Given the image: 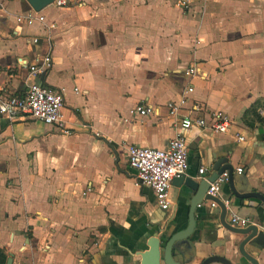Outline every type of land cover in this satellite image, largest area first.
<instances>
[{
    "label": "crops",
    "instance_id": "1",
    "mask_svg": "<svg viewBox=\"0 0 264 264\" xmlns=\"http://www.w3.org/2000/svg\"><path fill=\"white\" fill-rule=\"evenodd\" d=\"M183 1L49 5L39 12L44 26L28 27L16 21L33 12L25 0H0V98L23 95L32 82L58 90L71 132L0 118V250L13 264H139L152 236L183 230L189 190L172 184L162 217L152 190L136 185L127 164L132 145L163 149L180 133L188 144L187 178L206 181L225 160L236 193L264 196V0ZM27 37L40 40L29 44ZM46 54L50 68L31 78L19 60ZM192 65L199 74L187 78ZM188 86L194 91L184 95ZM183 95L179 116H195L199 103L231 118L232 132L179 130L167 105ZM139 105L157 115L132 114ZM201 168L206 175L199 176ZM222 194L233 214L264 233L258 198H237L228 184ZM219 214L207 203L198 209L184 264L209 256L239 264L244 237L223 229ZM245 250L264 264V247Z\"/></svg>",
    "mask_w": 264,
    "mask_h": 264
},
{
    "label": "built area",
    "instance_id": "2",
    "mask_svg": "<svg viewBox=\"0 0 264 264\" xmlns=\"http://www.w3.org/2000/svg\"><path fill=\"white\" fill-rule=\"evenodd\" d=\"M85 0H53L52 5L58 9H66L73 4H82ZM187 0L181 2V6ZM17 23L26 26H33L38 23L44 26V17L40 13L30 12L16 19ZM53 26L51 25L50 28ZM40 38L27 37L25 41L29 44H38ZM29 72L33 79L42 78L51 65V54L35 59L33 63L19 60ZM197 65L190 66L185 71L187 78L198 76ZM76 93L77 89L74 90ZM192 86H188L185 94H192ZM182 96L177 103L171 102L167 105L168 115L178 122L179 130L187 131L192 127L207 130L212 134H230L232 132L233 121L222 112L206 111L199 103L192 105L191 112L195 116H179L180 108L185 105V96ZM64 107L63 95L60 91L46 87L42 83L32 82L27 85L26 91L20 96H9L0 98V118L13 120L16 118H30L45 125L54 126L62 135H70L71 132L64 128ZM132 114L140 117L156 116L155 108L147 105H139ZM238 142H243V136L235 134ZM127 164L134 171L136 185L150 188L154 194L156 206L165 212L171 208L169 191L175 179L186 175L188 164V144L186 139L179 134L172 138L163 149H151L141 146H129L126 151ZM207 169L198 170L199 176L207 174ZM235 173L241 175V167L235 169ZM229 173L224 171L209 183L207 196L212 200L207 202L211 210L219 209L216 200L221 204L226 213H229V225L236 229H246L250 226L247 219H242L231 212V201L223 196L222 187L228 182Z\"/></svg>",
    "mask_w": 264,
    "mask_h": 264
},
{
    "label": "water",
    "instance_id": "3",
    "mask_svg": "<svg viewBox=\"0 0 264 264\" xmlns=\"http://www.w3.org/2000/svg\"><path fill=\"white\" fill-rule=\"evenodd\" d=\"M30 6L31 10L35 13L41 12L45 7L52 5L53 0H25ZM225 160H219L216 164L212 166L214 173L206 180L202 182H196L186 175L181 176L178 179L173 180L172 184L175 187H181L184 185L189 190L190 203L188 207L187 214V226L178 231L171 236L165 235L161 238L152 236L148 242V250L139 254L140 262L139 264H184V260L188 255L190 237L193 233L196 221V212L198 209L202 208L205 203L212 200L207 196V191L209 188V183L214 181L220 174L224 171H228V186L232 191L233 195L237 198H258L264 204V196L256 193L249 194H238L233 188V168L229 165L224 164ZM219 224L220 226L228 230L233 234L243 236V240L238 245V253L241 257L239 264H258L253 256H250L246 252L245 247L248 245L252 250H259L264 247V233L258 232L256 226H249L246 229H236L229 225V213H226L225 208L219 204ZM209 207V206H208ZM160 213L163 217L165 211L161 210ZM6 264H13L12 256L6 261ZM201 264H231L229 260L218 257L209 256L205 258Z\"/></svg>",
    "mask_w": 264,
    "mask_h": 264
},
{
    "label": "trees",
    "instance_id": "4",
    "mask_svg": "<svg viewBox=\"0 0 264 264\" xmlns=\"http://www.w3.org/2000/svg\"><path fill=\"white\" fill-rule=\"evenodd\" d=\"M7 257L2 250H0V264H6Z\"/></svg>",
    "mask_w": 264,
    "mask_h": 264
},
{
    "label": "rangeland",
    "instance_id": "5",
    "mask_svg": "<svg viewBox=\"0 0 264 264\" xmlns=\"http://www.w3.org/2000/svg\"><path fill=\"white\" fill-rule=\"evenodd\" d=\"M161 238V237H160Z\"/></svg>",
    "mask_w": 264,
    "mask_h": 264
}]
</instances>
